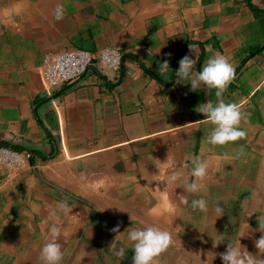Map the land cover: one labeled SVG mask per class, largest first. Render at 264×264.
Returning <instances> with one entry per match:
<instances>
[{
    "label": "crops",
    "instance_id": "1",
    "mask_svg": "<svg viewBox=\"0 0 264 264\" xmlns=\"http://www.w3.org/2000/svg\"><path fill=\"white\" fill-rule=\"evenodd\" d=\"M105 48L120 50L116 70L94 63L60 87L41 78L48 53ZM216 53L235 69L223 99L240 107L246 135L214 146L205 139L212 125L196 111L215 101L214 90L191 91L175 71L186 54L197 71ZM0 147L31 154L20 173L0 170V264H41L52 224L61 230L60 264H132L130 244L122 258L108 248L118 223L121 232L152 224L172 234L156 264H222L228 240L213 247L215 231L234 242L249 233L240 243L255 254L264 213V0H0ZM196 155L208 172L201 191L185 195L203 196L206 212L181 204L183 188L167 180L174 171L195 179ZM61 200L69 211L53 217Z\"/></svg>",
    "mask_w": 264,
    "mask_h": 264
},
{
    "label": "clouds",
    "instance_id": "2",
    "mask_svg": "<svg viewBox=\"0 0 264 264\" xmlns=\"http://www.w3.org/2000/svg\"><path fill=\"white\" fill-rule=\"evenodd\" d=\"M64 14L63 4L58 3L54 18L61 20ZM189 49L193 50L191 45ZM165 55L170 56L171 53H165ZM195 63L196 61L189 55H184L178 62L179 67L175 71V77L177 83H185L184 81L187 80L191 91H195L200 85H204L206 89L214 90L215 101L209 99L196 107V111L204 114L205 119L212 125L211 130L206 134V142L214 146L225 145L243 138L246 133L240 127L243 118L240 107L223 99V94L235 76L232 63L221 53L209 57L197 71H193ZM157 64L160 73H166L170 69L168 60L158 61ZM189 159L191 161L190 174L195 179L189 182L182 177L180 172L174 171L167 180L183 188V194L177 196L181 204L188 205L192 211L206 212L208 202L203 196L193 198L189 202L185 193L195 194L201 191V185L197 181H202L206 177L209 163L206 159H201L199 155L190 156ZM69 207L67 201L61 200L57 202L55 210L50 214L53 217L67 214ZM214 211L217 217H220L224 215L225 209L217 204ZM257 225L253 231L259 232L260 235L253 240L257 250L255 254L240 243V237L247 236L249 233L241 235L238 242L226 238L224 233L215 231V235L209 234L212 237L213 247L226 239L228 240L225 251L219 253L222 264H264V258H262L264 257V213H259L257 216ZM48 231L49 236L40 249L39 260L41 264H60L63 257L62 244L59 240L61 230L56 224H52ZM110 231L116 233L108 247L112 255L117 258L125 257L127 245L130 244L132 264H156V258L168 249L172 242V234L168 230L152 224L143 227H128L124 232H121L118 223ZM124 234H126V242L120 243Z\"/></svg>",
    "mask_w": 264,
    "mask_h": 264
},
{
    "label": "built area",
    "instance_id": "3",
    "mask_svg": "<svg viewBox=\"0 0 264 264\" xmlns=\"http://www.w3.org/2000/svg\"><path fill=\"white\" fill-rule=\"evenodd\" d=\"M121 58V52L117 48H105L95 54L80 49H63L45 55L41 78L48 87H58L78 80L94 63L109 69H117ZM30 159V153L0 147V170L4 168L9 170L8 178L11 174L24 170Z\"/></svg>",
    "mask_w": 264,
    "mask_h": 264
},
{
    "label": "water",
    "instance_id": "4",
    "mask_svg": "<svg viewBox=\"0 0 264 264\" xmlns=\"http://www.w3.org/2000/svg\"><path fill=\"white\" fill-rule=\"evenodd\" d=\"M102 66H103V65H102ZM103 67H104L106 70H110L109 68H107V67H105V66H103ZM111 70H112V69H111ZM114 70H116V69H114ZM114 70H113V71H114ZM59 87H60V86H59Z\"/></svg>",
    "mask_w": 264,
    "mask_h": 264
}]
</instances>
